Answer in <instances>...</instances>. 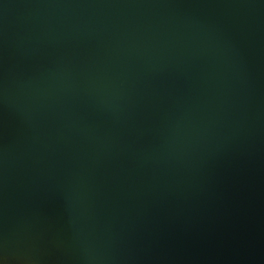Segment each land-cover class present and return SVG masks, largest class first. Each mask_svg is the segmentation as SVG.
Returning a JSON list of instances; mask_svg holds the SVG:
<instances>
[{
  "label": "water",
  "instance_id": "obj_1",
  "mask_svg": "<svg viewBox=\"0 0 264 264\" xmlns=\"http://www.w3.org/2000/svg\"><path fill=\"white\" fill-rule=\"evenodd\" d=\"M0 264H264V0H0Z\"/></svg>",
  "mask_w": 264,
  "mask_h": 264
}]
</instances>
